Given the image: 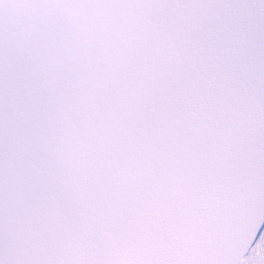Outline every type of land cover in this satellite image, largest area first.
<instances>
[{"label": "snow or ice", "instance_id": "snow-or-ice-1", "mask_svg": "<svg viewBox=\"0 0 264 264\" xmlns=\"http://www.w3.org/2000/svg\"><path fill=\"white\" fill-rule=\"evenodd\" d=\"M0 264H264V0H0Z\"/></svg>", "mask_w": 264, "mask_h": 264}]
</instances>
